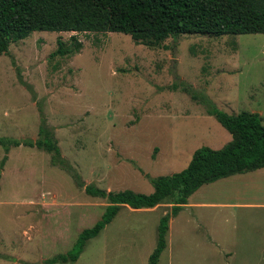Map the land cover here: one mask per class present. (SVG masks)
<instances>
[{"label":"rangeland","instance_id":"374dc122","mask_svg":"<svg viewBox=\"0 0 264 264\" xmlns=\"http://www.w3.org/2000/svg\"><path fill=\"white\" fill-rule=\"evenodd\" d=\"M75 35L80 50L53 55ZM257 112L264 124V34H181L160 46L121 32L32 31L0 52V137L35 140L41 119L86 183L149 194L194 150L231 139L207 112ZM0 144V264H47L100 219L106 199L78 187L51 153ZM3 161V162H2ZM2 163V165H1ZM169 219L157 264H264V167L203 184ZM188 204V203H187ZM122 206L74 262L149 264L160 217Z\"/></svg>","mask_w":264,"mask_h":264},{"label":"trees","instance_id":"16d2710c","mask_svg":"<svg viewBox=\"0 0 264 264\" xmlns=\"http://www.w3.org/2000/svg\"><path fill=\"white\" fill-rule=\"evenodd\" d=\"M36 30L121 32L149 47L160 46L166 38L181 34H264V0H0L1 53L8 52L10 43ZM81 47V41L73 35L69 42L58 39L52 54L71 56ZM201 100L231 139L217 149L206 145L196 148L185 168L152 178L153 191L149 194L129 189L105 191L86 184L61 155L54 132L43 118L35 140L0 137L5 149L7 144L23 143L51 153L52 164L68 170L87 195L106 199L100 219L83 229L68 251L47 259V264L76 261L87 241L97 236L122 206L153 208L168 201L170 212L159 219L156 246L148 258L149 264H157L166 247L169 219L188 203L192 193L219 178L264 167V124L260 115L247 110L229 114L206 97Z\"/></svg>","mask_w":264,"mask_h":264},{"label":"crops","instance_id":"0c3cea01","mask_svg":"<svg viewBox=\"0 0 264 264\" xmlns=\"http://www.w3.org/2000/svg\"><path fill=\"white\" fill-rule=\"evenodd\" d=\"M230 176H231V175H230ZM189 202H190V201H189V199H188V204H186V206H187V205H188V206L191 205ZM184 206H185V205H184Z\"/></svg>","mask_w":264,"mask_h":264}]
</instances>
